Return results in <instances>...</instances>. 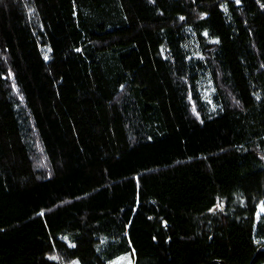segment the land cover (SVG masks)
Wrapping results in <instances>:
<instances>
[{"label": "trees", "instance_id": "obj_1", "mask_svg": "<svg viewBox=\"0 0 264 264\" xmlns=\"http://www.w3.org/2000/svg\"><path fill=\"white\" fill-rule=\"evenodd\" d=\"M262 200L264 0H0V264H264Z\"/></svg>", "mask_w": 264, "mask_h": 264}, {"label": "rangeland", "instance_id": "obj_2", "mask_svg": "<svg viewBox=\"0 0 264 264\" xmlns=\"http://www.w3.org/2000/svg\"><path fill=\"white\" fill-rule=\"evenodd\" d=\"M237 1V0H236ZM49 51L47 48L43 49V55L45 58L48 57ZM211 83L207 81L204 86H202V95L204 99H208L211 94ZM41 162L44 164V159L42 158ZM264 214V200L259 203L257 208V215ZM64 264H80L78 260H70L65 262ZM108 264H134V259L130 255V253L122 254L118 256L113 261L109 262Z\"/></svg>", "mask_w": 264, "mask_h": 264}]
</instances>
